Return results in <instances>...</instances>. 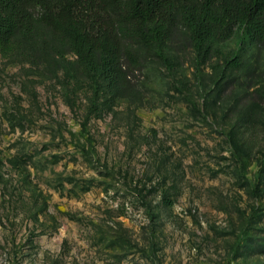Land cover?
<instances>
[{"label":"rangeland","instance_id":"rangeland-1","mask_svg":"<svg viewBox=\"0 0 264 264\" xmlns=\"http://www.w3.org/2000/svg\"><path fill=\"white\" fill-rule=\"evenodd\" d=\"M252 99L244 30L205 65L148 54L118 92L72 55L0 59V264H264V136L249 156L230 117Z\"/></svg>","mask_w":264,"mask_h":264},{"label":"trees","instance_id":"trees-1","mask_svg":"<svg viewBox=\"0 0 264 264\" xmlns=\"http://www.w3.org/2000/svg\"><path fill=\"white\" fill-rule=\"evenodd\" d=\"M238 30L264 48V0H0V59L40 65L72 55L91 81L114 92L148 54L192 50L205 65L214 43ZM230 117L253 155L264 136L263 105L249 100Z\"/></svg>","mask_w":264,"mask_h":264}]
</instances>
